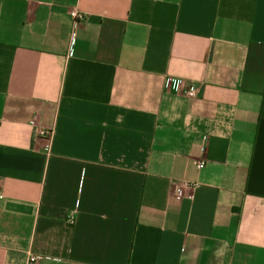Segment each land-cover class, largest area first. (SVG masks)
Wrapping results in <instances>:
<instances>
[{
	"label": "crops",
	"instance_id": "obj_1",
	"mask_svg": "<svg viewBox=\"0 0 264 264\" xmlns=\"http://www.w3.org/2000/svg\"><path fill=\"white\" fill-rule=\"evenodd\" d=\"M0 192V264H264V0H0Z\"/></svg>",
	"mask_w": 264,
	"mask_h": 264
},
{
	"label": "built area",
	"instance_id": "obj_2",
	"mask_svg": "<svg viewBox=\"0 0 264 264\" xmlns=\"http://www.w3.org/2000/svg\"><path fill=\"white\" fill-rule=\"evenodd\" d=\"M71 15L76 18L78 17V14H76L75 12H72ZM74 23H76V21H74ZM166 87L169 89V90H176V89H179L180 88V91L185 95L187 96L188 98H194L196 97L197 95V88L195 87V85L193 83H189L188 85L186 86H181V80L177 77H168L167 80H166ZM40 135L42 137H46V138H49L50 135H51V129L49 128H44L40 131ZM204 166V162L202 160H199L197 162V167L198 168H202ZM175 193L178 195V196H190V193L189 192H180V191H175ZM4 198V195L2 192H0V201ZM40 259V256L38 255H30L28 257V260L31 261V262H34V261H37Z\"/></svg>",
	"mask_w": 264,
	"mask_h": 264
},
{
	"label": "rangeland",
	"instance_id": "obj_3",
	"mask_svg": "<svg viewBox=\"0 0 264 264\" xmlns=\"http://www.w3.org/2000/svg\"><path fill=\"white\" fill-rule=\"evenodd\" d=\"M72 16V15H71ZM72 19H73V22L74 21H76L77 19H78V17H76V18H74L73 16H72ZM196 87V86H195ZM197 88V87H196ZM197 90V89H196ZM176 191H178V190H176ZM176 194V193H175Z\"/></svg>",
	"mask_w": 264,
	"mask_h": 264
}]
</instances>
